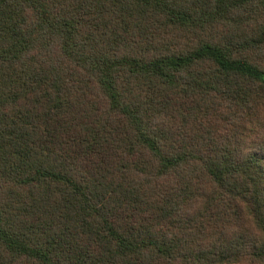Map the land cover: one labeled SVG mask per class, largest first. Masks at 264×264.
<instances>
[{
	"label": "trees",
	"instance_id": "trees-1",
	"mask_svg": "<svg viewBox=\"0 0 264 264\" xmlns=\"http://www.w3.org/2000/svg\"><path fill=\"white\" fill-rule=\"evenodd\" d=\"M264 0H0V264H264Z\"/></svg>",
	"mask_w": 264,
	"mask_h": 264
},
{
	"label": "rangeland",
	"instance_id": "rangeland-1",
	"mask_svg": "<svg viewBox=\"0 0 264 264\" xmlns=\"http://www.w3.org/2000/svg\"><path fill=\"white\" fill-rule=\"evenodd\" d=\"M263 134H264V130H263V132H262Z\"/></svg>",
	"mask_w": 264,
	"mask_h": 264
}]
</instances>
